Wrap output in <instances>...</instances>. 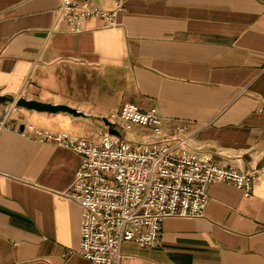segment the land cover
Wrapping results in <instances>:
<instances>
[{"label":"crops","instance_id":"crops-1","mask_svg":"<svg viewBox=\"0 0 264 264\" xmlns=\"http://www.w3.org/2000/svg\"><path fill=\"white\" fill-rule=\"evenodd\" d=\"M59 4L0 0V95L82 113L0 102V264H94L65 195L79 155L26 125L96 142L130 106L154 107L165 130L185 127L191 152L253 178L248 195L208 184L202 216L166 217L156 246L123 242L118 264H264V0H126L116 25L93 17L79 32L56 23Z\"/></svg>","mask_w":264,"mask_h":264},{"label":"built area","instance_id":"built-area-1","mask_svg":"<svg viewBox=\"0 0 264 264\" xmlns=\"http://www.w3.org/2000/svg\"><path fill=\"white\" fill-rule=\"evenodd\" d=\"M108 1L110 7L101 0H60L56 23H64L70 32L83 30L84 22L93 17L104 26H114L126 0ZM106 120L118 134L104 131L96 142L26 125L28 137L79 155L65 195L81 208L79 253L92 263L118 264L121 244L126 241L156 246L166 217L202 216L210 183H231L244 195L249 194L250 173L220 166L207 153L191 152L185 143V127L175 125L165 130L154 107L111 110ZM136 125L148 129L141 133V140L132 141L120 134Z\"/></svg>","mask_w":264,"mask_h":264},{"label":"water","instance_id":"water-1","mask_svg":"<svg viewBox=\"0 0 264 264\" xmlns=\"http://www.w3.org/2000/svg\"><path fill=\"white\" fill-rule=\"evenodd\" d=\"M3 101H13L15 105L22 106L27 109H33L36 111H46V112H56V111H66L68 113H71L73 115H81L82 113L77 111L76 109L69 107L64 104H51L48 102H42L34 99H25L23 97H17L13 98L10 95H0V102ZM105 123L110 126V123L106 120ZM109 131H112L114 133L118 132L116 130H113L110 128Z\"/></svg>","mask_w":264,"mask_h":264},{"label":"rangeland","instance_id":"rangeland-1","mask_svg":"<svg viewBox=\"0 0 264 264\" xmlns=\"http://www.w3.org/2000/svg\"><path fill=\"white\" fill-rule=\"evenodd\" d=\"M141 131H139L138 128H132L131 130L129 131H124V130H121L120 131V134L129 139V140H132V141H138V140H141Z\"/></svg>","mask_w":264,"mask_h":264}]
</instances>
